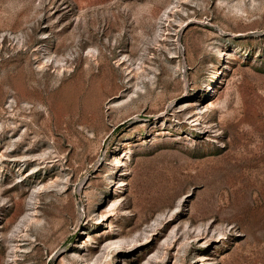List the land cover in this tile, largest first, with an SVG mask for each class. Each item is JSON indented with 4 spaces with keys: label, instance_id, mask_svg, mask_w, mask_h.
I'll return each instance as SVG.
<instances>
[{
    "label": "rangeland",
    "instance_id": "obj_1",
    "mask_svg": "<svg viewBox=\"0 0 264 264\" xmlns=\"http://www.w3.org/2000/svg\"><path fill=\"white\" fill-rule=\"evenodd\" d=\"M0 264H264V0H0Z\"/></svg>",
    "mask_w": 264,
    "mask_h": 264
}]
</instances>
